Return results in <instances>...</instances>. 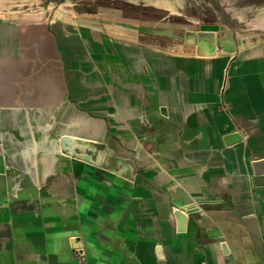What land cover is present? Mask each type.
<instances>
[{
  "label": "crops",
  "instance_id": "obj_1",
  "mask_svg": "<svg viewBox=\"0 0 264 264\" xmlns=\"http://www.w3.org/2000/svg\"><path fill=\"white\" fill-rule=\"evenodd\" d=\"M9 19L0 64L25 57L0 65V121L55 115L84 146L27 186L0 174V264H264L263 45L156 47L62 19L46 43Z\"/></svg>",
  "mask_w": 264,
  "mask_h": 264
},
{
  "label": "rangeland",
  "instance_id": "obj_2",
  "mask_svg": "<svg viewBox=\"0 0 264 264\" xmlns=\"http://www.w3.org/2000/svg\"><path fill=\"white\" fill-rule=\"evenodd\" d=\"M167 1L0 0V20L11 18L9 20H13L14 23L39 22L41 34L42 36L44 34L46 43L48 41L54 43L52 25L54 21L62 19L79 29L81 27L92 30L94 33L99 32L121 39L133 38L165 48L179 47L184 41H190L188 35L191 30L197 32L202 25L215 24L217 28L219 27L216 33L220 34L223 44L228 48L264 46V0ZM19 34L21 35L20 32ZM192 40L196 41V35ZM17 50L20 52L6 56L1 64L15 69L11 64L13 56L22 60L25 57L21 49L17 48ZM49 57L46 58L48 61ZM6 74L0 72V83L3 85L11 80L5 76L13 74V71L8 70ZM4 89L3 86V93ZM21 104L24 103L20 101L18 106L20 107ZM20 115L14 119L13 117L2 118L0 121V131L6 132L5 137L0 139V174L12 178L17 176L19 180L17 185L24 187L29 185L24 183L28 173L37 181L40 167L43 174L50 173L55 154L67 152V150L72 152L73 148L83 149L84 145L72 144L71 140L67 141L68 138H77L76 134L69 133L67 137L57 135L60 123L58 116L44 117L30 113L25 114V117L22 111ZM37 123L47 125V129L40 130L36 127ZM19 126L25 131L32 132L24 135L19 130ZM8 132L14 133V136ZM36 141H39L36 143L37 147L33 146ZM67 143L69 145L63 147ZM25 152L29 154L27 159L23 156ZM46 157H49V165L44 161ZM15 185V182L10 183L9 191L10 187ZM13 189L16 190V188Z\"/></svg>",
  "mask_w": 264,
  "mask_h": 264
},
{
  "label": "water",
  "instance_id": "obj_3",
  "mask_svg": "<svg viewBox=\"0 0 264 264\" xmlns=\"http://www.w3.org/2000/svg\"><path fill=\"white\" fill-rule=\"evenodd\" d=\"M218 28L214 24H207L200 26V28L196 32L197 39L200 42L205 40L210 46L214 47L216 29Z\"/></svg>",
  "mask_w": 264,
  "mask_h": 264
},
{
  "label": "bare ground",
  "instance_id": "obj_4",
  "mask_svg": "<svg viewBox=\"0 0 264 264\" xmlns=\"http://www.w3.org/2000/svg\"><path fill=\"white\" fill-rule=\"evenodd\" d=\"M169 1V0H168ZM167 1V2H168ZM158 2V1H157ZM164 2V1H163ZM165 4V3H164ZM166 5V4H165ZM164 7H166V6H164ZM168 8V7H167ZM170 8V7H169ZM215 25V24H214ZM220 28H221V26H220ZM195 35H196V30H191L190 31V34L188 35V39L189 40H192V38H194L195 37ZM203 44V46H206V47H208L207 46V44L206 43H202ZM206 47H204V48H206ZM207 50H208V48H207ZM35 103V102H34ZM29 106H31V105H29ZM35 117H36V115H35ZM36 127H38L40 130H44V129H47V125H40L39 123H37V126ZM19 130L24 134V135H26V133H28V132H32L31 130L30 131H25V129L22 127L21 128V126H19ZM37 142H39V141H36L35 143H33V146H35V147H37V145H36V143ZM47 154V153H46ZM23 156H24V158H28L29 157V154L28 153H24L23 154ZM44 161H46V162H48V164L47 165H49L50 163H49V157H46V158H44Z\"/></svg>",
  "mask_w": 264,
  "mask_h": 264
}]
</instances>
